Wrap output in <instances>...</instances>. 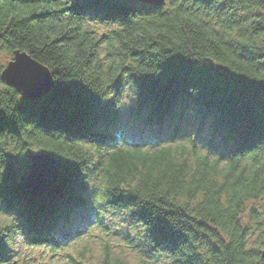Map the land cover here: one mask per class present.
I'll return each mask as SVG.
<instances>
[{"label":"trees","instance_id":"16d2710c","mask_svg":"<svg viewBox=\"0 0 264 264\" xmlns=\"http://www.w3.org/2000/svg\"><path fill=\"white\" fill-rule=\"evenodd\" d=\"M16 51L55 87L27 100L0 65V264H264V0H0ZM39 153L60 177L33 196Z\"/></svg>","mask_w":264,"mask_h":264},{"label":"water","instance_id":"95a60500","mask_svg":"<svg viewBox=\"0 0 264 264\" xmlns=\"http://www.w3.org/2000/svg\"><path fill=\"white\" fill-rule=\"evenodd\" d=\"M142 4L164 7L167 0H138ZM7 85L16 88L23 98L39 101L55 87L50 69L27 52L16 51L14 59L2 72ZM31 166L25 178V188L33 196L45 195L59 180L58 161L49 153L31 154Z\"/></svg>","mask_w":264,"mask_h":264},{"label":"rangeland","instance_id":"374dc122","mask_svg":"<svg viewBox=\"0 0 264 264\" xmlns=\"http://www.w3.org/2000/svg\"><path fill=\"white\" fill-rule=\"evenodd\" d=\"M14 59V55H10L6 52H2L0 53V65L2 67H5ZM146 133L145 132H141V131H133L131 133V138H137L138 136L140 135H145ZM153 135H148V137H152ZM27 171V170H26ZM29 171V170H28ZM27 171V172H28ZM0 221L1 222H4L6 220V218L4 217V213L1 212V209H0ZM94 218L93 215L90 213V212H82L81 214V223L82 224H86V221L89 220L91 221V219ZM121 217H116L114 219H111L109 222H108V227L111 228L113 231H117L119 233H123L124 234V231L119 227V224L121 222ZM129 234L132 236V237H135L137 236L138 234L141 233V231H137V230H128ZM24 234H22V232H19L18 233V236H17V239H16V243H15V250H24V247L25 245L23 244V241H24ZM117 240H121L120 238H117ZM24 245V247H23ZM95 246V245H94ZM95 247H98L97 245ZM117 247V246H116ZM117 251H121L120 248H117ZM26 252H29V251H26ZM43 252V251H42ZM47 254V251L45 250L44 253H43V256H45ZM163 258L159 257V256H155L153 257L152 259H147L148 261V264H168V260L167 261H162ZM132 264H138L136 261H134Z\"/></svg>","mask_w":264,"mask_h":264},{"label":"bare ground","instance_id":"6f19581e","mask_svg":"<svg viewBox=\"0 0 264 264\" xmlns=\"http://www.w3.org/2000/svg\"><path fill=\"white\" fill-rule=\"evenodd\" d=\"M24 185H25V183H24Z\"/></svg>","mask_w":264,"mask_h":264}]
</instances>
